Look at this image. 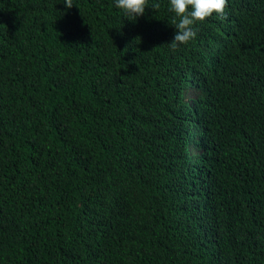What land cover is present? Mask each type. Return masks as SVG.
<instances>
[{"label":"trees","instance_id":"trees-1","mask_svg":"<svg viewBox=\"0 0 264 264\" xmlns=\"http://www.w3.org/2000/svg\"><path fill=\"white\" fill-rule=\"evenodd\" d=\"M153 3L0 0V264H264V0Z\"/></svg>","mask_w":264,"mask_h":264},{"label":"clouds","instance_id":"clouds-1","mask_svg":"<svg viewBox=\"0 0 264 264\" xmlns=\"http://www.w3.org/2000/svg\"><path fill=\"white\" fill-rule=\"evenodd\" d=\"M67 8L73 7V0H64ZM228 0H170L169 11L179 19H173L171 24L178 30L170 43L175 51L180 45H187L197 36L195 25L204 22L213 14L220 19H226ZM116 7L123 10L128 19L135 21L143 16L145 10L151 7L155 11L160 8L159 3L149 5V0H116Z\"/></svg>","mask_w":264,"mask_h":264},{"label":"rangeland","instance_id":"rangeland-1","mask_svg":"<svg viewBox=\"0 0 264 264\" xmlns=\"http://www.w3.org/2000/svg\"><path fill=\"white\" fill-rule=\"evenodd\" d=\"M184 94L186 98L189 100L194 94H195V89L192 85H187L184 89ZM197 128V127H196ZM194 146H192V151L196 152L198 149L196 148V144L193 143Z\"/></svg>","mask_w":264,"mask_h":264}]
</instances>
